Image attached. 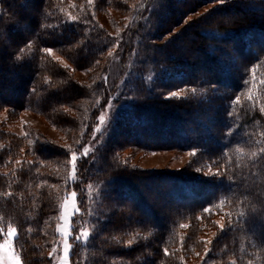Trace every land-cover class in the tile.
<instances>
[{
	"label": "trees",
	"instance_id": "16d2710c",
	"mask_svg": "<svg viewBox=\"0 0 264 264\" xmlns=\"http://www.w3.org/2000/svg\"><path fill=\"white\" fill-rule=\"evenodd\" d=\"M111 9L131 15L127 42L100 20ZM118 37V108L94 132L111 98L104 75ZM261 80L264 0H0V217L20 230L24 264H54L60 203L73 190L81 202L74 231L95 230L86 245L72 241L71 264H264V157L259 166L251 158L264 144L244 142L264 132ZM236 96L241 103L230 106ZM23 111L42 115L64 139L28 124L24 134L11 130ZM84 147L90 153L73 174L71 153ZM161 150L189 157L178 169L133 161ZM229 157L231 188L223 172L211 175ZM228 212L245 219L229 228Z\"/></svg>",
	"mask_w": 264,
	"mask_h": 264
},
{
	"label": "rangeland",
	"instance_id": "374dc122",
	"mask_svg": "<svg viewBox=\"0 0 264 264\" xmlns=\"http://www.w3.org/2000/svg\"><path fill=\"white\" fill-rule=\"evenodd\" d=\"M130 16L131 15H123L119 11H116L113 9L105 13H99L100 20L114 34L125 32V33H121L122 34L121 38L122 40H124V42H127V40L129 39L128 38L129 33H131V29H130L131 24L130 25L128 24V21L131 18ZM123 51H125L124 46L114 49L113 55L111 58L113 59L112 66L109 69V71L104 75V80H105V77H107L106 86L109 88V90H111V98L108 102V105L110 104L111 107L109 108L107 105V107L100 114V116L103 114L105 117V122L101 125L99 121L97 125L101 129L100 131L104 130L105 126L108 124L109 120L112 119L111 117L116 113V110L118 108V104L116 103V101L119 98L118 96L120 95L124 82H123V79L120 77L119 75L120 71L117 68H118V63L121 60V54L123 53ZM52 55L55 58L59 57L55 52H52ZM60 62L63 64H68L67 61L62 57H60ZM76 76L79 79L83 80V79H87L88 73L84 71H77ZM6 117H7L6 111L0 112V120L6 119ZM26 124L32 126L34 129L40 130L42 133L46 134L49 137H52L58 140L64 139V134L58 128H56L54 125L48 122L42 115L36 112H33V111H23L21 113L20 118L17 121L10 123L9 125H10L11 130H13L14 132L18 134H24ZM127 153L128 152H125V155H127ZM188 157H189L188 152H181L177 150H161V151L152 152L146 155H138L133 158L134 159L133 161L143 168L167 167L170 169H178L185 164ZM76 200H77V197H76ZM65 201H66V197L60 203L59 220L55 224L56 226H55V231H54V233H56V240H55L54 246H56L57 244L62 245L63 243V237L57 234L56 227L57 225H62L64 223L61 217L65 215V210H67V212L70 213L72 209L73 198L70 195H67V204L65 203ZM173 204L174 202L167 203V205L170 207ZM140 212H141V209H140ZM74 218L75 216L72 217V221H71L73 226H74ZM0 227H4L6 230L7 226L3 225L0 222ZM83 228H87L90 230L88 226H84ZM73 232H75L74 229H73ZM13 243L14 242L11 240V238L0 234V264H11L13 252L18 253L16 248L12 247ZM69 243H72L71 239L69 240ZM61 258L62 257H57L56 261L55 262L53 261L54 264H59V260Z\"/></svg>",
	"mask_w": 264,
	"mask_h": 264
},
{
	"label": "snow or ice",
	"instance_id": "6c2138e0",
	"mask_svg": "<svg viewBox=\"0 0 264 264\" xmlns=\"http://www.w3.org/2000/svg\"><path fill=\"white\" fill-rule=\"evenodd\" d=\"M226 0H219V3L223 4L225 3ZM94 3V0H87V4L92 5ZM71 20L76 21L77 17L75 16H71L70 17ZM127 27V25H126ZM120 39L121 38H117L116 40V46L119 47L120 44ZM27 47H31V42L27 45ZM21 52L24 51V49L22 48L20 50ZM52 49L51 48H44L43 52L46 54L51 55L52 54ZM109 56L113 55V52H109L108 53ZM56 60H60V57H56ZM98 63V61H97ZM64 67H68V65H63ZM251 73L253 75V78L255 77V72H256V68H252ZM107 82V77H105V83ZM245 83L247 84L248 81H245ZM259 84L264 85V80L259 81ZM35 91V90H33ZM192 92H195V89L191 90ZM171 96H175V97H179L180 93L179 92H172L170 93ZM248 100L251 101L252 100V96L249 95L248 96ZM240 97L236 96L232 101L231 104H240ZM108 107L110 108L111 105L109 104ZM260 112L262 114H264V105H261L259 108ZM229 115H231V113H229ZM100 124L102 125L105 122V117L102 114L100 117H98ZM101 129L99 126L94 127V132H99ZM255 134L254 133H247L246 136L244 137V142H248L249 140H253L256 144H264V132H260L259 133V137L260 139H255ZM95 138V137H93ZM46 143H51V141H46ZM33 147H34V142H33ZM70 147V146H69ZM90 147H84L83 149V154L82 156L77 155V153L72 152L71 153V158H70V163L73 169V174H75V172L77 171L76 165H77V161L79 159H82L84 157H87L90 153ZM240 151L242 152L243 150L240 149ZM191 155H195V153H191ZM225 156H227V153L224 154ZM264 157V147H261L259 149V151H253L251 152V158H253V165L259 166V161L260 158ZM25 162L21 161V160H17L16 164L18 165H23ZM27 163L29 164H34V161H28ZM218 163V161H217ZM232 163L231 158L229 157V162L228 165L225 166L223 169L221 168H217L216 171L211 172V168H210V172L211 175L216 176V177H221V173L223 172L224 176L223 178H227L230 181V188L231 185L233 184H237V180L235 178V174H233L232 176H228L227 173L229 171V167ZM197 171H199V169H197ZM254 175V174H253ZM75 178V175H73V179ZM246 176H242L240 182L243 183L246 180ZM46 183V181H45ZM5 197H11L14 194L11 191L5 192L3 194ZM67 195H70L73 198V204H72V209L71 212L68 213L67 210H65V215L61 217V219L64 221V223L62 225H57L56 227V232L59 236L63 237V243L61 244H57L56 246L52 247V250L48 253L49 258L52 261H56L57 257H62L59 260V264H71V261L69 259L70 255H72V248H73V244L69 243V240L71 239L75 244H87V241L93 236V232H94V227L92 230H89L87 228H83L80 227L77 231L73 232V225L71 223L72 221V217L79 214L81 209H80V201L76 200L77 197V193L76 191H71L70 193L66 194V201L65 203L67 204ZM223 206V202H221V204L219 205V207L222 208ZM204 213L207 214L208 216L213 215L214 213L212 212V209L210 207H206L203 209ZM226 216L230 217L229 222H228V227L232 228L233 227V222H235V224H240L242 221H244L245 219V212H241L237 217H232V214L230 212L225 214ZM198 219H200L198 217ZM3 218L0 217V222H2ZM213 223H215L219 229L221 230V232L224 231L226 225L224 222L222 221H214ZM181 227H188V225H181ZM28 231H31L30 229ZM0 234H2L3 236H7L9 238H11V240L14 242L12 247L15 248L16 244H19V240H20V230L16 227L11 226L10 224L7 225L6 230L4 227H0ZM138 235V234H137ZM136 237H134L133 239H135ZM128 245L130 246L133 243V240H129ZM203 243L210 244L211 241L207 240V241H203ZM20 249L21 251H23V245L20 244ZM211 249L207 248L205 249V256H207L208 252ZM163 254L165 256L168 255H174V253H170L168 248H163ZM181 261L183 260V258H180ZM11 264H24V261L22 260L21 256L18 253L13 252L12 255V260H11ZM77 264H81L80 261H77ZM229 264H236V262L234 260H230ZM248 264H252L251 261L248 262Z\"/></svg>",
	"mask_w": 264,
	"mask_h": 264
}]
</instances>
